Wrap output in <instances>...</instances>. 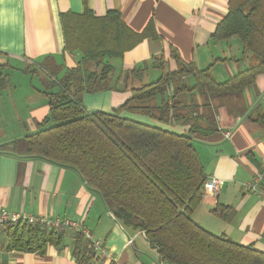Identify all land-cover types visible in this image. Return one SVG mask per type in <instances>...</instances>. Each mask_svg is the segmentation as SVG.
Here are the masks:
<instances>
[{
  "label": "crops",
  "instance_id": "obj_1",
  "mask_svg": "<svg viewBox=\"0 0 264 264\" xmlns=\"http://www.w3.org/2000/svg\"><path fill=\"white\" fill-rule=\"evenodd\" d=\"M229 5L230 0H0V211H25L83 224L94 239L102 241L106 251V256L95 251L89 264H169L160 258L144 231L114 216L77 169L26 154L24 137L37 131L49 114L47 78L40 72H59L53 77L56 79L67 68L77 66L80 59V54L64 50L62 13H82L87 7L103 16L116 10L133 30L141 32L152 24L158 34L127 52L118 63L114 61L115 88L83 94L88 111L115 112L134 89L157 80L163 72L178 69L174 50L183 62L208 69L218 82L248 68L253 58L244 52L237 37H213ZM160 55L164 57L162 66L153 61ZM28 66L37 71L28 70ZM133 69L139 73L131 72ZM182 80L189 86L194 84L192 75ZM186 93V98L192 94L196 99L200 106L197 112L202 114L193 143L207 178L222 180L218 193H211L204 184L203 200L192 217L214 234H225L264 252V179L257 192L247 187L263 170L264 73L241 93ZM186 107L188 102L180 108ZM120 114L178 133H188L191 128L190 124L163 123L127 109ZM218 204L233 208L229 219L213 212ZM73 245V236L68 235L59 246H49L42 253L8 249L1 233L0 264H80Z\"/></svg>",
  "mask_w": 264,
  "mask_h": 264
},
{
  "label": "trees",
  "instance_id": "obj_2",
  "mask_svg": "<svg viewBox=\"0 0 264 264\" xmlns=\"http://www.w3.org/2000/svg\"><path fill=\"white\" fill-rule=\"evenodd\" d=\"M61 22L64 50L80 54V59L59 78H53L54 70L47 71L49 114L37 131L24 137L26 154L77 169L114 216L144 231L169 264H264L263 251L214 234L194 221L192 213L203 200L207 175L193 143L198 118L182 113L183 102L176 99L189 86L184 76H193L190 90L222 96L243 92L264 73V0H230L228 14L213 34L218 40L237 37L253 58L248 68L218 82L208 69L183 62L174 50L178 69L134 89L115 112L88 111L83 94L115 88L114 61L144 40L156 38L154 27L150 24L139 32L126 24L119 11L97 16L87 7L82 13H62ZM163 58L156 56L153 61L162 66ZM131 72L139 73L138 69ZM190 99L189 104L193 103ZM124 109L191 128L178 133L121 115ZM233 211L224 204L213 209L225 220ZM0 231L8 249L42 253L72 235L73 254L80 264H89L95 256L84 235L72 228L47 229L20 221L0 225Z\"/></svg>",
  "mask_w": 264,
  "mask_h": 264
},
{
  "label": "built area",
  "instance_id": "obj_3",
  "mask_svg": "<svg viewBox=\"0 0 264 264\" xmlns=\"http://www.w3.org/2000/svg\"><path fill=\"white\" fill-rule=\"evenodd\" d=\"M263 170L258 172L252 179L251 182L247 184L249 190L257 192L259 190V184L264 179V157L262 160ZM207 187L211 193H218L221 186L222 180L216 176H210L206 179ZM27 222L30 225H41L47 229H60L63 227L72 228L77 232H81L85 239L91 243L93 249L99 253L101 256H106V251L101 240H96L89 229L83 224L72 221L67 218H51L43 215H33L25 211L14 212L4 209L0 211V225L5 223H17V222ZM132 239L129 240V243Z\"/></svg>",
  "mask_w": 264,
  "mask_h": 264
},
{
  "label": "rangeland",
  "instance_id": "obj_4",
  "mask_svg": "<svg viewBox=\"0 0 264 264\" xmlns=\"http://www.w3.org/2000/svg\"><path fill=\"white\" fill-rule=\"evenodd\" d=\"M119 62V60H116L115 61V63H118ZM27 68H29L28 70H31V71H33L34 72V69L37 71V69L34 67V68H31L30 66H28ZM38 68H40V67H38ZM40 71H41V69H40ZM62 72V71H61ZM40 73H42V75H44V76H46V78H47V72L46 71H44V70H42ZM57 74H59V72H56ZM64 74V72L62 73V75ZM53 79V78H52ZM188 87V89L190 88L189 86H187ZM187 87L185 88L186 89V91H184V92H181V93H179V95H178V98H176V99H180L183 103H186V102H188V107H186V109H184L183 108V110H181V112L182 113H184L185 115H187V116H189L190 117V115H192L193 117L194 116H196L195 114H196V112L198 111V108L200 107L199 105H197L196 104V99L194 100V98H192V94H191V98H192V100H193V103H190L189 104V100H191L190 99V97H187L186 98V96H183L184 94L186 95L187 93L186 92H189V90H187ZM173 90H174V87H171L170 88V91H171V93L170 94H172V92H173ZM191 91V90H190ZM193 91V90H192ZM182 109V108H181ZM191 110H192V113H190L191 112ZM197 118H199V117H202V114H200V113H198L197 112ZM204 117H206V116H204ZM1 233H3L2 231H0V234Z\"/></svg>",
  "mask_w": 264,
  "mask_h": 264
}]
</instances>
